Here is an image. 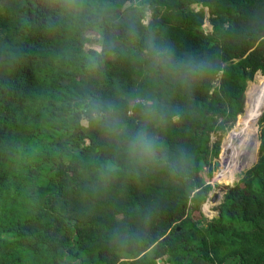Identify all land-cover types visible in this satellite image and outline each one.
Returning a JSON list of instances; mask_svg holds the SVG:
<instances>
[{"label":"trees","instance_id":"trees-1","mask_svg":"<svg viewBox=\"0 0 264 264\" xmlns=\"http://www.w3.org/2000/svg\"><path fill=\"white\" fill-rule=\"evenodd\" d=\"M76 4L0 0V264H264V103L257 163L226 187L217 217L193 216L247 83L260 86L238 126L264 88V0ZM149 37L207 70L186 80L164 71ZM89 101L110 105L126 133L84 125ZM145 125L160 148L134 163L127 138ZM233 142L236 161L244 144Z\"/></svg>","mask_w":264,"mask_h":264},{"label":"clouds","instance_id":"clouds-1","mask_svg":"<svg viewBox=\"0 0 264 264\" xmlns=\"http://www.w3.org/2000/svg\"><path fill=\"white\" fill-rule=\"evenodd\" d=\"M66 8L69 12L77 10L76 0H65ZM143 24H147V18L142 21ZM134 34V29L132 30ZM96 39H102L99 34H95ZM146 49L151 52L152 57L157 64L164 71H171L181 79H192L198 75L203 74L207 68L205 62L197 60L196 57H191L188 60L175 61L169 50L160 48L149 37L145 41ZM96 50H99V46H95ZM87 118L82 122L87 125L89 120L100 125L109 134L120 136L127 131V126L116 115L115 110L110 105H105L101 102H88ZM146 116L154 117L155 109L152 104L146 106ZM160 148V142L158 138L148 130V127L141 126L131 133L127 138L125 150L129 158L134 163H146L156 159L157 152Z\"/></svg>","mask_w":264,"mask_h":264},{"label":"rangeland","instance_id":"rangeland-1","mask_svg":"<svg viewBox=\"0 0 264 264\" xmlns=\"http://www.w3.org/2000/svg\"><path fill=\"white\" fill-rule=\"evenodd\" d=\"M201 7L202 6H198ZM207 11V18H209V12L208 8ZM204 29L206 32L212 31V26L209 23L208 19L206 20L204 24ZM99 46V45H98ZM264 84V83H263ZM262 84V85H263ZM257 82L255 81H249L247 83V89L244 96L245 98V108L244 113L238 116L237 122L235 126L231 129H229L222 137V144H221V150H222V157L215 160V169L213 172V179L209 181L212 185V190L207 198V200L202 204L201 211L200 212H194L193 216L195 219H200L202 217H206L209 221H211L213 218L217 217L219 215V207L222 204L224 200V196L227 192L226 187L233 186L235 183L239 182L241 178L244 176V174L251 169L258 161L259 157V149L261 145L260 141V134H261V126L258 123H254V121H248L245 124L239 125V120L242 118L246 113V106H247V94L255 87H258ZM264 110V108H263ZM262 110V111H263ZM262 114V112H261ZM241 116V117H240ZM259 117V116H258ZM248 123L249 130L246 129V124ZM84 124V123H83ZM85 125V124H84ZM256 133V135H252L253 133ZM233 139H236L237 141L243 142L244 148L238 152L237 160H232L231 156L234 152L235 144L233 142ZM213 142L217 140L216 136H213ZM253 142V143H252ZM249 143H252L253 146L251 147L248 154L251 155V163L249 167L239 169V159L240 156H242L243 153L247 152L246 147ZM228 150L230 151L228 153ZM224 155V156H223ZM217 163H219V166H217ZM225 167V169H223ZM228 172H234V175L232 177V181L227 182ZM226 173V175H224ZM165 264V262H164Z\"/></svg>","mask_w":264,"mask_h":264},{"label":"bare ground","instance_id":"bare-ground-1","mask_svg":"<svg viewBox=\"0 0 264 264\" xmlns=\"http://www.w3.org/2000/svg\"><path fill=\"white\" fill-rule=\"evenodd\" d=\"M263 103H264V88L255 95V97L251 103V106L249 105L250 108L248 107L249 111L246 115V119H245V122L243 124H245L246 122H248L250 120L254 121V123L257 122L259 111H260ZM229 152L230 151L228 150V153ZM224 175H226V173H224Z\"/></svg>","mask_w":264,"mask_h":264},{"label":"water","instance_id":"water-1","mask_svg":"<svg viewBox=\"0 0 264 264\" xmlns=\"http://www.w3.org/2000/svg\"><path fill=\"white\" fill-rule=\"evenodd\" d=\"M195 10H200L201 9V7H195L194 8ZM246 96V95H245ZM203 155H205V154H203ZM224 156V155H223ZM217 166H219V163H217ZM158 264H164V260L161 258V259H159L158 260Z\"/></svg>","mask_w":264,"mask_h":264}]
</instances>
